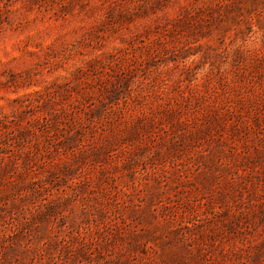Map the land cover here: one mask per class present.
Returning a JSON list of instances; mask_svg holds the SVG:
<instances>
[{"label":"rangeland","instance_id":"374dc122","mask_svg":"<svg viewBox=\"0 0 264 264\" xmlns=\"http://www.w3.org/2000/svg\"><path fill=\"white\" fill-rule=\"evenodd\" d=\"M0 264H264V0H0Z\"/></svg>","mask_w":264,"mask_h":264}]
</instances>
